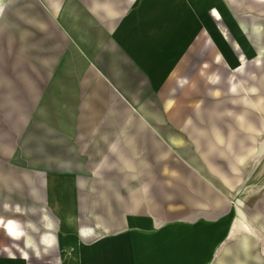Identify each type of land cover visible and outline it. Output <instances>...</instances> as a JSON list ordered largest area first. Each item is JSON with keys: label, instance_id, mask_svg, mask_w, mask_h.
I'll use <instances>...</instances> for the list:
<instances>
[{"label": "crops", "instance_id": "1", "mask_svg": "<svg viewBox=\"0 0 264 264\" xmlns=\"http://www.w3.org/2000/svg\"><path fill=\"white\" fill-rule=\"evenodd\" d=\"M0 221V264H264V0H0Z\"/></svg>", "mask_w": 264, "mask_h": 264}, {"label": "clouds", "instance_id": "2", "mask_svg": "<svg viewBox=\"0 0 264 264\" xmlns=\"http://www.w3.org/2000/svg\"><path fill=\"white\" fill-rule=\"evenodd\" d=\"M5 207H8V206L5 205ZM8 227L12 229V224L10 223V224L8 225ZM10 234H11L12 236H14V237H17V238L21 235L20 233H17V232H15V231L10 232Z\"/></svg>", "mask_w": 264, "mask_h": 264}, {"label": "snow or ice", "instance_id": "3", "mask_svg": "<svg viewBox=\"0 0 264 264\" xmlns=\"http://www.w3.org/2000/svg\"><path fill=\"white\" fill-rule=\"evenodd\" d=\"M0 223H2V221H0ZM12 231H13V229H11V228L8 227V232L10 233Z\"/></svg>", "mask_w": 264, "mask_h": 264}]
</instances>
